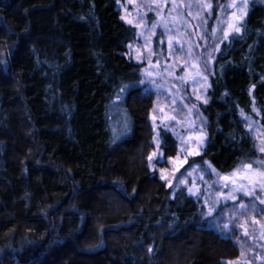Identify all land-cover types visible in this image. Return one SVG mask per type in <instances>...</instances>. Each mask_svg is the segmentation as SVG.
I'll list each match as a JSON object with an SVG mask.
<instances>
[{
    "label": "trees",
    "instance_id": "obj_1",
    "mask_svg": "<svg viewBox=\"0 0 264 264\" xmlns=\"http://www.w3.org/2000/svg\"><path fill=\"white\" fill-rule=\"evenodd\" d=\"M135 37L118 0H0V264L239 256L203 205L150 166L153 101L128 54ZM210 85L200 106L207 142L190 162L225 175L256 159L244 116L258 111L264 127L263 3L252 2L241 32L219 45ZM118 93L128 122L120 137L111 129ZM158 134L164 157L175 156L174 136Z\"/></svg>",
    "mask_w": 264,
    "mask_h": 264
},
{
    "label": "rangeland",
    "instance_id": "obj_2",
    "mask_svg": "<svg viewBox=\"0 0 264 264\" xmlns=\"http://www.w3.org/2000/svg\"><path fill=\"white\" fill-rule=\"evenodd\" d=\"M254 1L264 4V0L216 4L213 0H118L123 20L136 29L128 54L141 64L142 94L153 101L150 120L156 129V149L150 166L172 191L185 189L198 200L210 218L209 227L233 240L239 256L227 264H264V190L259 186L253 190L245 181L253 194L233 193L236 185L222 177L235 170L223 175L209 162L192 164L190 160L202 154L207 142V122L200 106L209 101L210 70L216 51L222 42L241 32V24ZM236 28L240 30L237 32ZM121 96L122 93L117 94L111 111V129L117 137L126 132L128 123L118 101ZM244 122L255 143L256 159L237 169L242 171L243 165L251 164L253 170H264V152L260 150L264 147V127L258 111L244 116ZM158 129L171 133L176 140L177 153L169 159L164 157ZM225 183L229 186L224 187ZM229 193L236 199H226ZM241 204L247 207L241 208Z\"/></svg>",
    "mask_w": 264,
    "mask_h": 264
},
{
    "label": "snow or ice",
    "instance_id": "obj_3",
    "mask_svg": "<svg viewBox=\"0 0 264 264\" xmlns=\"http://www.w3.org/2000/svg\"><path fill=\"white\" fill-rule=\"evenodd\" d=\"M208 7L210 8L211 5H208ZM131 23V21H129ZM153 29L155 28V25L152 26ZM231 27V25L229 26ZM237 32L240 30L239 28L235 29ZM147 41V37L145 38ZM147 46V44H146ZM169 48H171V38H169ZM149 55H152L151 51L149 52ZM152 73H148V75H151ZM196 75H200L199 72L196 73ZM189 78H193L189 76ZM183 79V78H181ZM206 102V101H205ZM262 152H264V147H262L260 149ZM195 154V153H193ZM155 155V153L153 154ZM151 159V157H150ZM242 171L240 169L235 170L231 175L228 176H223L222 179L226 182H230L232 185H236V187L233 188V193L234 192H243L245 195H249L251 196L253 194L252 191H249L246 186H245V181L247 182V184L252 186V189L254 190L257 186H259L262 190H264V170H253L252 169V165L251 164H247V165H243L242 166ZM219 175V174H218ZM237 177H239L240 182H237ZM228 183L224 184V187H228ZM191 191V189H190ZM221 195H224L223 193H221ZM226 199H236V196L233 195L232 193H229L226 197ZM207 203V201H206ZM261 203L264 204V200H261ZM241 208H245L247 207L244 204L240 205ZM212 209L209 208V212H211ZM262 227H264V225H261ZM243 227V226H242ZM247 234V232L245 233ZM231 264V262H230Z\"/></svg>",
    "mask_w": 264,
    "mask_h": 264
}]
</instances>
